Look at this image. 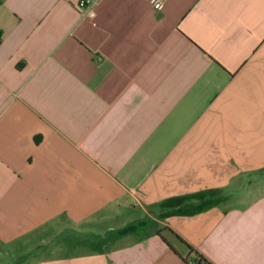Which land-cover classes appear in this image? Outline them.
Instances as JSON below:
<instances>
[{
	"label": "crops",
	"instance_id": "crops-1",
	"mask_svg": "<svg viewBox=\"0 0 264 264\" xmlns=\"http://www.w3.org/2000/svg\"><path fill=\"white\" fill-rule=\"evenodd\" d=\"M79 3L0 0V264H264V0Z\"/></svg>",
	"mask_w": 264,
	"mask_h": 264
},
{
	"label": "rangeland",
	"instance_id": "rangeland-1",
	"mask_svg": "<svg viewBox=\"0 0 264 264\" xmlns=\"http://www.w3.org/2000/svg\"><path fill=\"white\" fill-rule=\"evenodd\" d=\"M136 212H134V213H136ZM131 213H133V212H131ZM131 215H134V217L137 216V214H131ZM126 224H129V225L134 224V225H136L135 227H137L138 230L133 231V232L129 231L128 232L129 234L124 235V238H122L121 236L118 235L119 233L117 232L116 228L112 229L113 231H110L109 233H108V231H98L97 232L98 235H93V234L90 235L89 233H84V234H82L80 240L78 239V241H77L78 242L77 246L79 247V249L77 247L75 252H72V254L89 252L90 250H96V249L102 248V247H104V245H107V247L111 246V248H115V247H118L120 244H125L126 242L133 243V241L136 238L140 237V235H142V233L149 230L150 226L156 227V224L149 219H147L146 223L140 224V219L136 220V219L132 218V216H130V220ZM160 232L161 233L159 234V237L163 240V242L168 243L167 238H170L173 242L180 243V241L177 239V237L175 235L168 233L166 231H160ZM93 233H95V232H93ZM112 233H114V234L112 235ZM166 239H167V241H166ZM91 240H93V242H91ZM65 251H59V252H57V254L56 253L55 254L56 255L66 254L67 252L65 253ZM44 254H46V255L49 254L51 256L55 255V254H53V252L44 253ZM33 255L36 256L35 253H33Z\"/></svg>",
	"mask_w": 264,
	"mask_h": 264
},
{
	"label": "trees",
	"instance_id": "trees-1",
	"mask_svg": "<svg viewBox=\"0 0 264 264\" xmlns=\"http://www.w3.org/2000/svg\"><path fill=\"white\" fill-rule=\"evenodd\" d=\"M175 236L181 243L186 245V247L188 248V254L185 256H182V259L187 264H214L213 261H211L208 257L202 254L200 251L195 249L192 245H190L187 241H185L179 235L175 234Z\"/></svg>",
	"mask_w": 264,
	"mask_h": 264
},
{
	"label": "built area",
	"instance_id": "built-area-1",
	"mask_svg": "<svg viewBox=\"0 0 264 264\" xmlns=\"http://www.w3.org/2000/svg\"><path fill=\"white\" fill-rule=\"evenodd\" d=\"M91 1L93 0H80L79 5L81 7H86ZM149 1L154 5L155 8L163 9L167 0H149Z\"/></svg>",
	"mask_w": 264,
	"mask_h": 264
}]
</instances>
